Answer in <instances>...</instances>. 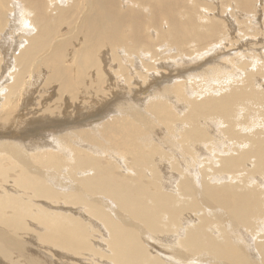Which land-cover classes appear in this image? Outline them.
I'll return each instance as SVG.
<instances>
[{
  "label": "bare ground",
  "instance_id": "1",
  "mask_svg": "<svg viewBox=\"0 0 264 264\" xmlns=\"http://www.w3.org/2000/svg\"><path fill=\"white\" fill-rule=\"evenodd\" d=\"M0 264H264V0H0Z\"/></svg>",
  "mask_w": 264,
  "mask_h": 264
},
{
  "label": "rangeland",
  "instance_id": "2",
  "mask_svg": "<svg viewBox=\"0 0 264 264\" xmlns=\"http://www.w3.org/2000/svg\"><path fill=\"white\" fill-rule=\"evenodd\" d=\"M232 26H233V28H234V30H235V32H234L233 34H234V35H237V31H236V30H237L238 24H234V25H232ZM228 50H231L230 53H229V55H230V54H234V53H236V51H237V50L234 49L233 47L228 48ZM228 50H227V51H228Z\"/></svg>",
  "mask_w": 264,
  "mask_h": 264
}]
</instances>
